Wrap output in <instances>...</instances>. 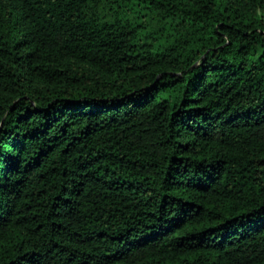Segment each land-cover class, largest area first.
<instances>
[{"label": "trees", "instance_id": "1", "mask_svg": "<svg viewBox=\"0 0 264 264\" xmlns=\"http://www.w3.org/2000/svg\"><path fill=\"white\" fill-rule=\"evenodd\" d=\"M0 264H264V0H0Z\"/></svg>", "mask_w": 264, "mask_h": 264}]
</instances>
